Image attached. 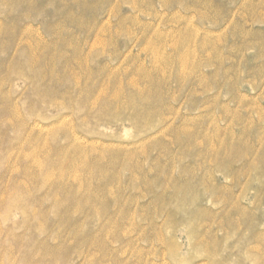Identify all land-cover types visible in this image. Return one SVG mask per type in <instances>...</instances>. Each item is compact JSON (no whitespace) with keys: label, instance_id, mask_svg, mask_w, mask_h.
<instances>
[{"label":"rangeland","instance_id":"rangeland-1","mask_svg":"<svg viewBox=\"0 0 264 264\" xmlns=\"http://www.w3.org/2000/svg\"><path fill=\"white\" fill-rule=\"evenodd\" d=\"M0 264H264V0H0Z\"/></svg>","mask_w":264,"mask_h":264}]
</instances>
